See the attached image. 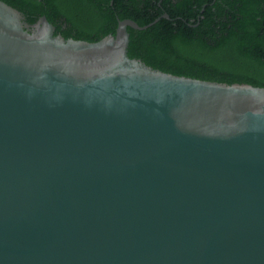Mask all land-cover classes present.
Here are the masks:
<instances>
[{
  "label": "water",
  "instance_id": "1",
  "mask_svg": "<svg viewBox=\"0 0 264 264\" xmlns=\"http://www.w3.org/2000/svg\"><path fill=\"white\" fill-rule=\"evenodd\" d=\"M0 0V264H264V87L179 76Z\"/></svg>",
  "mask_w": 264,
  "mask_h": 264
},
{
  "label": "trees",
  "instance_id": "2",
  "mask_svg": "<svg viewBox=\"0 0 264 264\" xmlns=\"http://www.w3.org/2000/svg\"><path fill=\"white\" fill-rule=\"evenodd\" d=\"M30 23L95 42L129 27V56L179 76L264 87V0H3Z\"/></svg>",
  "mask_w": 264,
  "mask_h": 264
}]
</instances>
